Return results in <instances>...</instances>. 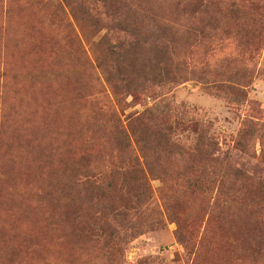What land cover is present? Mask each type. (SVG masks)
Segmentation results:
<instances>
[{
  "label": "rangeland",
  "instance_id": "374dc122",
  "mask_svg": "<svg viewBox=\"0 0 264 264\" xmlns=\"http://www.w3.org/2000/svg\"><path fill=\"white\" fill-rule=\"evenodd\" d=\"M153 105L168 129L154 158L113 123ZM196 123L216 167L242 175L237 199L256 197L264 129L243 132L264 124V0H0V264H264L243 252V204L225 210L219 172L192 157ZM86 166L103 181L140 170L155 229L124 246L77 237L91 211L71 181Z\"/></svg>",
  "mask_w": 264,
  "mask_h": 264
},
{
  "label": "trees",
  "instance_id": "16d2710c",
  "mask_svg": "<svg viewBox=\"0 0 264 264\" xmlns=\"http://www.w3.org/2000/svg\"><path fill=\"white\" fill-rule=\"evenodd\" d=\"M118 11L120 12L119 16L121 13H123L125 17L130 16L129 12L123 7H120ZM134 13L137 15L139 12ZM119 25L122 26L126 33L129 32L128 29H131V27L127 26L126 19L119 22ZM168 38L169 36L163 37L158 43L161 48L163 45L165 47L169 43ZM132 43H135V39L129 44H126L128 50ZM121 45L122 44H120L119 47ZM164 50L165 52H163V54H166V51H169V48H165ZM124 57L123 53L119 50L113 52L112 55V59L117 62L122 61ZM109 68L112 69L113 65H110ZM121 82H124V86L122 85L124 90H128L129 86L127 87L128 84H125V80L122 79ZM158 109V105H153L151 108L146 109L132 117L126 122L125 130L120 126L119 120L115 119L113 121L117 132L115 140L120 144L125 143L126 147L128 146L129 141L132 140L134 143L138 144L144 152H150V156L153 158L158 157L160 155V151L157 148L161 147L166 149V131H168L167 128L165 129L166 122L160 116ZM193 127L196 132V136L194 143V155L192 157H197L201 159V161L211 164L208 166V168L212 170L211 174L216 171L219 172L220 179L217 183V188L219 190L218 193L226 188L230 191V194L225 193L222 200H220L221 205L225 210H228L231 205L242 203L246 211L245 218L248 220V224L253 227L252 237L247 240V247L243 250V252L249 256L255 257L263 255L264 171L262 179L256 184V197H251L250 199H245L244 201L237 199L235 195V192L237 191L235 186L240 187L242 185V175L237 170H231L228 165H225L223 169L221 166L216 167L217 164L221 165L222 161H219L214 157L215 152H217V144L206 134L208 132V126H205L202 123H196ZM261 129H264V124H249L243 132V136H252L254 131H260ZM164 152L167 154L170 153L168 150H164ZM145 165L148 167L149 163H146ZM151 170L153 171L158 169L156 167H152L150 171ZM95 176L96 175H92L89 167L86 166L77 170L71 181V186L80 191L77 195V199L87 193L85 203L89 205L91 211L87 218L80 216V219L83 220V225L86 226V228L83 227L81 230L79 229L77 237L85 236L94 239L102 238L104 244L124 246L143 233L153 231L160 223L158 220L153 221L150 217H148V215H144V212L141 211V207L146 204V200L148 199V187L144 178L140 177V170L124 172L115 170L111 173L110 178L104 181L98 176ZM221 176L224 177V180L226 176L230 177L226 180V184L225 181L222 180ZM240 180H242V183H240ZM196 182L197 184L204 186L206 190H208L210 186L214 185V181L207 177L205 168L200 169L199 178ZM75 200L76 199L70 200L71 206L72 204L75 205ZM71 214L74 217L73 220H75L77 213L75 212ZM184 235L183 231L178 228L177 236L183 242L185 241V239H183ZM95 240L97 241V239Z\"/></svg>",
  "mask_w": 264,
  "mask_h": 264
}]
</instances>
